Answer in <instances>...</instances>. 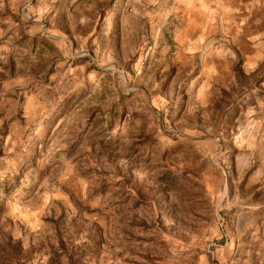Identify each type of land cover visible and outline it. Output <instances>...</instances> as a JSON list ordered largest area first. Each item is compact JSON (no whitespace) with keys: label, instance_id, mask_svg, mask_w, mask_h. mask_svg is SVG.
Listing matches in <instances>:
<instances>
[{"label":"rangeland","instance_id":"rangeland-1","mask_svg":"<svg viewBox=\"0 0 264 264\" xmlns=\"http://www.w3.org/2000/svg\"><path fill=\"white\" fill-rule=\"evenodd\" d=\"M143 1L0 0V264H264L260 78L204 101Z\"/></svg>","mask_w":264,"mask_h":264},{"label":"crops","instance_id":"crops-1","mask_svg":"<svg viewBox=\"0 0 264 264\" xmlns=\"http://www.w3.org/2000/svg\"><path fill=\"white\" fill-rule=\"evenodd\" d=\"M139 4L153 12L152 23L176 25L171 38L181 41L177 57L199 59L190 83L199 88L204 101L213 84L235 81L232 65L237 57L244 75H258L260 81L250 88L259 94L250 101L249 117L253 128L264 129V0H145Z\"/></svg>","mask_w":264,"mask_h":264},{"label":"trees","instance_id":"trees-1","mask_svg":"<svg viewBox=\"0 0 264 264\" xmlns=\"http://www.w3.org/2000/svg\"><path fill=\"white\" fill-rule=\"evenodd\" d=\"M234 72H235V74H236V77H238V74H239V75L242 74L240 68H238V67H234ZM260 79H261V78H260ZM260 79L258 80V82L260 81Z\"/></svg>","mask_w":264,"mask_h":264}]
</instances>
